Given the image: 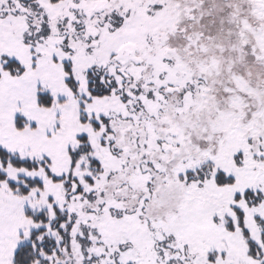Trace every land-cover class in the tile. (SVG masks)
<instances>
[{"label":"snow or ice","instance_id":"snow-or-ice-1","mask_svg":"<svg viewBox=\"0 0 264 264\" xmlns=\"http://www.w3.org/2000/svg\"><path fill=\"white\" fill-rule=\"evenodd\" d=\"M0 264H264V0H0Z\"/></svg>","mask_w":264,"mask_h":264}]
</instances>
